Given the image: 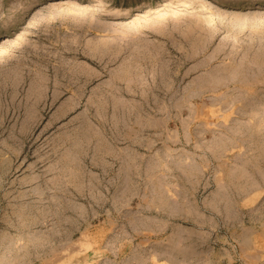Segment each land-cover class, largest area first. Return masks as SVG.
I'll return each instance as SVG.
<instances>
[{"label":"rangeland","instance_id":"1","mask_svg":"<svg viewBox=\"0 0 264 264\" xmlns=\"http://www.w3.org/2000/svg\"><path fill=\"white\" fill-rule=\"evenodd\" d=\"M0 264H264V0H0Z\"/></svg>","mask_w":264,"mask_h":264}]
</instances>
